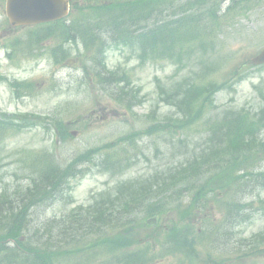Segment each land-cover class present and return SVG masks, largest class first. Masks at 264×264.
Returning <instances> with one entry per match:
<instances>
[{
  "label": "trees",
  "instance_id": "obj_1",
  "mask_svg": "<svg viewBox=\"0 0 264 264\" xmlns=\"http://www.w3.org/2000/svg\"><path fill=\"white\" fill-rule=\"evenodd\" d=\"M250 2L230 0L226 13L218 16L220 0H80V10H86L80 11L78 37L89 51L102 45L101 35L134 46L142 61L182 63L193 55L204 59L213 50L220 20ZM62 37L64 43L75 39L74 35ZM58 48L64 59L68 49ZM100 80L103 91L126 97L128 108L137 101L132 90L117 87L121 79ZM220 87L192 78L170 85L163 90L164 100L176 109V124H154L145 133H163L176 126L184 134L206 116ZM209 119L199 136L203 145L193 148L190 157L185 154L170 169L124 182L114 193H105L86 209H75L60 219L37 222L30 209L61 190L67 193L69 179L81 172L77 167L92 164L87 157L97 150L74 158L64 169L45 155L35 157L25 193L0 199V264H160L176 256L190 264L204 258L213 261L208 258L209 249H203L206 233L195 225L204 227V221L219 213L220 224L208 237L220 243L231 236L228 228L250 219L251 202L243 196L264 191V170L253 169L256 160L264 161V136L259 138L264 109L258 114L231 111ZM10 126L16 125L0 120V128ZM125 156L124 150L105 153L98 166L121 167L128 160ZM247 245L251 251L261 248L251 241Z\"/></svg>",
  "mask_w": 264,
  "mask_h": 264
},
{
  "label": "rangeland",
  "instance_id": "obj_2",
  "mask_svg": "<svg viewBox=\"0 0 264 264\" xmlns=\"http://www.w3.org/2000/svg\"><path fill=\"white\" fill-rule=\"evenodd\" d=\"M84 10L86 8L80 11L85 12ZM245 12L239 18L232 16L226 19L224 25L220 26L214 42L215 52L208 60L194 59L191 56L190 62L182 66L159 61L141 65L134 59L129 61L126 53L108 50L104 55L106 67L109 70L125 69L131 82L130 87L139 89L138 97L144 99L143 104L137 105L131 112L108 101L97 90L95 80H90L92 73L96 72L95 63L89 62L91 55L89 53L87 59L81 45L79 50L74 49L72 45L67 46L71 59L75 60L72 67H65L64 61L60 66H55L47 54L49 44L39 47L37 51L35 48L29 50L26 43L15 50L10 47L13 39L24 42L26 31L13 30L0 14V75L7 79L6 82L0 83V112L13 114L19 121H32L28 114H36L39 115L37 120L40 124H37L38 127L22 129L18 133L15 130L0 132V183L13 187L19 194L25 193L27 180L31 177L30 170L33 169L32 163L36 161L33 160V152H49L52 156L46 159H50L54 166L63 167L77 155L103 144L111 143L112 152L120 154L123 150L126 151L125 158L130 159V162L126 163L128 168H122L115 176L103 174L92 164L82 165L81 170L86 168L90 172L70 182L73 190L69 199L63 197V194H58L51 204L42 205L33 211L34 221L43 222L46 219L64 217L72 209L82 208L93 196L107 186L111 187L118 180L152 175L157 168L165 170L170 168L169 164H177L176 160L185 154L190 157L193 148L203 145L201 140L196 139L200 138L196 130L189 129L181 134L182 132L173 126L161 135L145 133L147 127L155 120L162 124L167 121L176 124L174 111L160 103L162 98L159 86L166 88L171 83L180 81L181 76L188 72H196V77L212 78L217 83H232L234 72L244 78L230 90L216 95L215 108H218V111L263 108L264 69L252 68L249 62L264 49V15L261 14L259 6L251 9L249 7ZM81 13L78 17L80 20ZM11 50L14 51L13 61L6 58L7 52ZM84 70L86 78L83 77ZM13 79L31 82L35 88L24 90L22 96L17 98L15 90L10 86ZM215 111H211V114ZM58 121L67 127V133L74 131L76 135L66 138L65 141L53 136L52 126ZM203 122H199V126L203 127ZM135 132L143 134L130 141L122 139ZM181 142L185 143L188 149L181 145ZM96 162L93 161L95 165ZM11 193L12 190L8 189V194ZM260 198L264 200V193L260 194ZM252 207L255 213H250L253 215L250 222L232 231L234 241L238 244H245L244 240L251 241L250 236H255L254 240L260 243L261 239L263 240L259 235L264 232V217L258 213L260 211L257 201H254ZM240 250V258L243 254L250 253L248 247H242ZM244 260L231 261L235 264H264V253L257 258ZM73 263L71 261V264ZM165 263L190 264L185 257L180 256L160 264ZM197 264L212 263L205 258V261H198Z\"/></svg>",
  "mask_w": 264,
  "mask_h": 264
},
{
  "label": "water",
  "instance_id": "obj_3",
  "mask_svg": "<svg viewBox=\"0 0 264 264\" xmlns=\"http://www.w3.org/2000/svg\"><path fill=\"white\" fill-rule=\"evenodd\" d=\"M67 12L65 0H7L6 13L12 25L36 24L64 16ZM254 64L264 63V52Z\"/></svg>",
  "mask_w": 264,
  "mask_h": 264
}]
</instances>
